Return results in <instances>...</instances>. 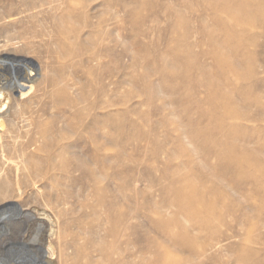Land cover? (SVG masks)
Wrapping results in <instances>:
<instances>
[{"label": "rangeland", "instance_id": "1", "mask_svg": "<svg viewBox=\"0 0 264 264\" xmlns=\"http://www.w3.org/2000/svg\"><path fill=\"white\" fill-rule=\"evenodd\" d=\"M169 5L181 4L179 0H0V13L10 15L9 19L0 21V36L1 29L5 28V36L12 38L9 43L6 42L10 57L22 68L10 81L2 80L0 83V87L8 88L13 84L15 87L9 88L10 97L2 93L0 96V103L8 104L10 108L7 114L10 132L3 140L7 146L5 154L11 157L18 155L15 151L18 140L25 141L24 147L27 146L26 140L18 139L22 124L35 119L47 121L53 117L59 124L60 137H56L59 143L74 147L70 155L59 158V164L77 168L84 163L85 168L93 169L103 178L100 183L94 182L91 173L84 171L85 168L75 172L70 180L63 179L61 171H55L59 175L55 194L62 203L64 201L66 220L84 221L82 226H73L75 229L71 231H83L86 234L84 237L91 239L98 227L95 213L102 212L99 206L97 211H93L97 206L96 200H116L120 194V200H125L123 208L127 215L121 248L129 264H160L156 261L157 253L150 249V246L156 245L166 246L162 253L170 261L186 256V251H177L174 246L163 243L161 230L156 225L160 217L155 209L162 207L165 200H175L173 178H188L189 182L184 186L209 195L210 202L216 207L221 205L218 203L220 200L211 197L212 187L219 186L220 181L213 170L217 162L213 158H203L198 152L199 144H193L189 137L182 134V110L168 106L170 99H147L146 96L147 86L155 85L157 88L161 82L160 77L154 75L144 81L147 73L144 70L147 63L144 53L151 54L153 59L170 47L178 48L172 42L174 22L165 11ZM27 7L35 9L26 11ZM202 10L203 7H199L196 14ZM187 16L192 18L190 12ZM55 18L65 23L62 24L69 35L65 40L60 37L62 30L55 23ZM209 27L213 28L212 22ZM192 29L193 53L199 54V62L212 66V59L202 56L204 52L212 51L211 40L199 36L196 33L198 27L193 26ZM185 31L183 27L179 28L177 38ZM262 32L259 24L247 28L244 45L249 51L247 53L254 58L251 64L254 70L242 68L241 73L251 77L247 84H260L255 91L263 95L264 103ZM169 33L173 38L169 37ZM0 40L7 41L4 38ZM68 51L72 55H64ZM181 65L180 75L188 71L191 76L197 74L192 66L187 69V66ZM58 76L72 87L70 97L76 100L74 109L63 104L52 86ZM22 78L24 80L16 85ZM178 82L182 84V81ZM204 92L203 89L202 98H206ZM177 112H180V117ZM263 115L261 107L252 105L248 120L234 122L241 130L239 140L242 135H251L255 141L260 139L264 143ZM178 139L181 145L177 143ZM257 148V144L249 147L250 150ZM1 155L0 150V167ZM41 155L44 157L45 153ZM259 156L264 159V153ZM189 157L203 160L208 167L185 168ZM118 173L122 175L120 181L115 177ZM205 176L210 179L208 183L202 181ZM259 179L264 183L263 175ZM119 186L122 187L121 192ZM246 189L250 193L249 199L235 201L230 195L231 200L226 201H235L233 217H227L223 224L217 221V217H212L210 229L203 228L196 233L200 246L207 245L209 241L218 243L205 254L200 264H264V200L261 198L264 191L255 194V187L250 185ZM27 191L29 194L26 192L25 200H33L31 188ZM228 192L232 194L231 190ZM4 198L0 190V200ZM39 204L43 202L39 200ZM247 208L253 209L250 214L252 219L245 226H240L241 215ZM177 209L172 207L169 211L173 213ZM259 209L262 215L257 212ZM167 230L178 231L175 228ZM243 254L247 256L246 261L241 259ZM55 258L47 256L52 263L56 262ZM197 263L194 261L191 264Z\"/></svg>", "mask_w": 264, "mask_h": 264}, {"label": "bare ground", "instance_id": "2", "mask_svg": "<svg viewBox=\"0 0 264 264\" xmlns=\"http://www.w3.org/2000/svg\"><path fill=\"white\" fill-rule=\"evenodd\" d=\"M179 3L181 5H169L165 8L172 23L174 22L172 26L174 38L171 32L169 37L173 38L172 42L178 45V48L169 46L166 52L156 55L153 59L151 54L144 53L143 58L147 62L144 67L147 72L144 81L154 75L159 76L161 82L157 88L155 85L147 86L146 96L147 99H170L168 106L182 110L181 115L184 119L182 134L189 137L193 144H199L198 152L203 158L206 160L213 158L217 162L213 170L219 175L220 181L219 186L212 187L211 197L220 200L218 203L221 205L219 208L216 207L210 202L209 195L184 186L189 182L188 178L185 180L173 178L175 200L172 199V202L165 200L162 207L157 206L155 211L160 220L156 225L161 230L163 243L174 246L177 251H186V256L184 255L183 259L170 261L162 253V249L166 246H150V249L157 253L156 261L160 264H191L194 261L200 264L199 261L201 262L210 249L218 246V243L209 241L207 245L204 246L202 243L203 245L200 246L196 233L203 228L210 229L212 217H217L220 224H223L227 217H233L235 201L250 197L247 186H254L255 194L264 191V183L259 179V176L264 177V159L259 156L264 153V143H261L260 139L255 141L254 136L251 135L247 137L242 135L243 138L239 140L241 130L234 123L237 120H248L252 105L261 107L264 114L263 95L256 92L260 84H247V80L251 77L241 73L242 68L254 70L251 65L254 58L247 53L244 40L248 36L247 28L251 25L259 24L264 34V0H179ZM140 4L142 5L141 1ZM199 7H203V10L196 14ZM32 9L35 8H28L26 11ZM187 12L191 13L192 18H188ZM9 18L10 15L0 13V21ZM57 20L55 18V23L62 30L60 37L68 38L67 30L62 24L63 20L61 22ZM211 22L213 28L210 29ZM193 26L199 28L200 31L196 32L199 36L211 40L212 51L204 52L202 56L212 59V66L199 62V54L193 53L194 45L191 42ZM181 27L186 31L177 38V32ZM4 29H1L0 39L4 38L7 41L0 40V83L2 80L10 81L16 73L22 71L19 63H15L10 57L11 53L6 42L9 43L12 38L5 36L6 29ZM215 36H218V40ZM251 43L254 45V42ZM181 48L185 50L182 51ZM67 53L64 55H72L69 51ZM181 64L187 66V69L192 66L197 74L191 76V72L188 71L180 75ZM22 80L24 78L16 82V85ZM178 81H182V84ZM13 85L7 86L8 88L0 87V96L2 93L10 97L9 88H15ZM52 86L56 89L57 96L63 100V104L74 109L76 100L70 97L72 87L65 84L61 76L53 80ZM203 89L206 98L201 97ZM9 111L8 104L0 103L2 154L0 190L5 197V200H0V264H129L125 261L124 251L121 248V240L125 236V220H127L123 208L125 200H120V194L116 200H107V198L96 200L97 206L93 211H97L99 206L102 212L95 213L94 218L98 227L95 229V235L91 233V239L85 238L86 234L83 231L72 232L73 226H82L84 221L66 220L67 209H63L64 201L62 203L55 194L57 193L55 185L58 184L59 177L55 171H61L65 177L63 179L70 180L73 179L75 172L85 168V164L81 163L77 168L69 167L64 163L59 164V158L70 155L74 147L71 144L59 143L57 139L60 137L59 124L53 117L47 121L35 119L22 124L18 139H24L28 144L24 147L25 141L18 140L15 144L18 155L7 156L5 154L7 146L3 140L10 132L11 124L7 121ZM177 143L181 145L180 139ZM253 144L258 145L256 150L249 149ZM42 152L45 153L44 157L41 155ZM196 167L206 169L208 166L201 159L195 160L189 157L185 168L196 169ZM84 171L91 173L94 182H102V176L97 175L93 169L85 168ZM257 172L261 174L258 175ZM115 177L120 181L122 175L118 173ZM209 180L205 176L202 181L208 183ZM225 187L231 190L232 194ZM29 188L33 191V200H25ZM121 188L118 187L119 190ZM95 191L99 192L97 189ZM230 195L235 201L226 203L227 200H231ZM261 198L263 201L264 197ZM39 200L43 204L40 205ZM172 207H177V211L170 212ZM257 212L262 211L259 209ZM251 213H253L251 208L243 212L240 226H245L251 221ZM167 215L170 216L169 219L166 218ZM129 217L131 218L132 215ZM169 228L178 231L171 232L167 230ZM47 256H55L56 262L52 263ZM246 257L245 254L241 255L244 261Z\"/></svg>", "mask_w": 264, "mask_h": 264}]
</instances>
